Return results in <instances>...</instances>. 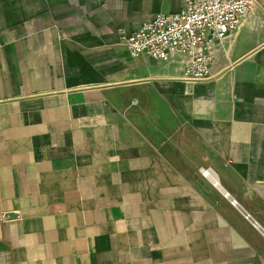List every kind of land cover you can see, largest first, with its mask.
<instances>
[{"label": "crops", "instance_id": "0c3cea01", "mask_svg": "<svg viewBox=\"0 0 264 264\" xmlns=\"http://www.w3.org/2000/svg\"><path fill=\"white\" fill-rule=\"evenodd\" d=\"M183 1L0 0V264H264V0L194 82Z\"/></svg>", "mask_w": 264, "mask_h": 264}, {"label": "built area", "instance_id": "2783aa9c", "mask_svg": "<svg viewBox=\"0 0 264 264\" xmlns=\"http://www.w3.org/2000/svg\"><path fill=\"white\" fill-rule=\"evenodd\" d=\"M255 0H184L180 10L158 12L135 31L120 35L131 56L148 55L166 61L180 56L181 79L211 77L216 43L235 31ZM209 175V171H204Z\"/></svg>", "mask_w": 264, "mask_h": 264}]
</instances>
